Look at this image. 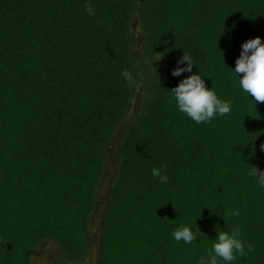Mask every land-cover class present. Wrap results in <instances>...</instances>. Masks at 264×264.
<instances>
[{"label": "trees", "instance_id": "trees-1", "mask_svg": "<svg viewBox=\"0 0 264 264\" xmlns=\"http://www.w3.org/2000/svg\"><path fill=\"white\" fill-rule=\"evenodd\" d=\"M87 2L0 0V264H31L48 238L64 262L85 257L103 155L140 82L103 264H197L227 225L254 246L234 264H264V188L249 174L264 170V102L231 70L243 42L264 40V0H92L91 16ZM183 51L229 114L197 124L176 110L169 90L191 74L171 75ZM162 165L166 184L151 176ZM183 224L198 227L194 243L173 239Z\"/></svg>", "mask_w": 264, "mask_h": 264}, {"label": "clouds", "instance_id": "clouds-1", "mask_svg": "<svg viewBox=\"0 0 264 264\" xmlns=\"http://www.w3.org/2000/svg\"><path fill=\"white\" fill-rule=\"evenodd\" d=\"M88 15H94L92 0L86 3ZM177 66L172 69L171 75L180 77L183 73H191L184 76L170 91L172 101L178 112L185 114L197 124L210 123L218 116H224L231 112V103L221 99L216 91L205 84L204 76L192 72L195 65L192 57L183 51V56L177 60ZM236 75L239 87L254 101L264 102V40L260 36L250 38L242 43L241 53L235 62V68H231ZM243 74V75H240ZM121 76L129 86L136 84L134 72L125 68ZM264 149V145H261ZM249 174L256 178L260 187L264 188V170L254 166ZM151 176L157 177L161 183H167L168 174L165 166L153 167ZM239 210H233L230 215L239 216ZM227 221V219L224 217ZM196 224V222H195ZM200 231L196 226L183 224L178 226L172 237L176 242L192 244ZM254 251V246L240 238L239 229L217 230V236L213 239L210 251L202 256L197 264H234L239 257L247 256Z\"/></svg>", "mask_w": 264, "mask_h": 264}, {"label": "rangeland", "instance_id": "rangeland-1", "mask_svg": "<svg viewBox=\"0 0 264 264\" xmlns=\"http://www.w3.org/2000/svg\"><path fill=\"white\" fill-rule=\"evenodd\" d=\"M130 31L135 35L141 45L144 43V36L140 26V16L137 12L134 13L131 24ZM143 52V48H136L134 51V56L136 59ZM144 84L138 83L136 86V92L132 100V108L128 111L127 115L120 121V134L116 138V142L112 143L121 150L124 134L129 125L137 117L138 113L142 109V101L144 95ZM122 155V153H121ZM105 169L102 177L100 178V186L95 195V207L92 215L90 217L89 230L87 232L86 241L88 245V250L83 259L79 260H69L64 262L60 259L61 248L58 243L50 238L42 240L33 250L31 254V264H95L96 254L100 252L103 243V223L107 214V203L110 192L113 191L112 185L114 179L117 177V167L116 165L109 164L105 165Z\"/></svg>", "mask_w": 264, "mask_h": 264}, {"label": "water", "instance_id": "water-1", "mask_svg": "<svg viewBox=\"0 0 264 264\" xmlns=\"http://www.w3.org/2000/svg\"><path fill=\"white\" fill-rule=\"evenodd\" d=\"M132 108V106H131ZM130 108V109H131ZM130 111V110H129ZM141 112V110H140ZM140 112L138 113V115L140 114ZM137 115V117H138ZM137 117L134 119V121L129 125V127L127 128V130L130 128L131 125L134 124V122L136 121ZM127 130L124 132L123 131V134L125 136ZM120 132H122V130H120V122L119 124L117 125V127L115 128L112 136L110 137V139L108 140V143H107V146H106V150L104 152V155H103V172H104V169L106 168L105 165H109L110 163L113 164V165H116L117 167V173L119 172L120 170V167H121V162H122V155H121V150L116 147L114 144V142H116V138L117 136L120 134ZM113 144V147H110V145ZM103 175V173H102ZM101 175V177H102ZM100 177V178H101ZM117 178V177H116ZM116 178L114 179L113 181V185H112V189H113V186H114V183H115V180ZM100 180V179H99ZM99 186H100V181H98L97 185H96V189H95V195L97 194V190L99 189ZM111 198H112V192H110V195H109V198H108V203H107V214H106V218H107V215H108V211H109V206H110V201H111ZM95 201H96V198H95ZM94 211V209L92 210V212ZM92 212L90 214V217L92 215ZM105 218V220H106ZM105 220H104V223H103V230H104V225H105ZM89 224H90V220H89ZM89 224H88V229H87V232L89 230ZM87 236V234H86ZM52 241H56L58 243V245L60 246L61 248V245L60 243L54 239V238H50ZM39 246V245H38ZM103 250H104V236H103V243H102V247H101V250L100 252H97L96 254V261H95V264H103Z\"/></svg>", "mask_w": 264, "mask_h": 264}]
</instances>
